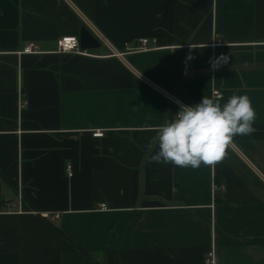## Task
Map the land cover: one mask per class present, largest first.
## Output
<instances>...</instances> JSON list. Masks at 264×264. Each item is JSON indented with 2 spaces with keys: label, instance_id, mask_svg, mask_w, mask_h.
I'll return each mask as SVG.
<instances>
[{
  "label": "crops",
  "instance_id": "0c3cea01",
  "mask_svg": "<svg viewBox=\"0 0 264 264\" xmlns=\"http://www.w3.org/2000/svg\"><path fill=\"white\" fill-rule=\"evenodd\" d=\"M83 26L101 46L58 51ZM143 37L149 49L125 52ZM257 41L264 0H0V264H98L85 251L107 264H206L210 250L214 264H264ZM215 89L221 105L248 96L257 131L214 166L152 161L173 97L194 106Z\"/></svg>",
  "mask_w": 264,
  "mask_h": 264
},
{
  "label": "clouds",
  "instance_id": "9594fccd",
  "mask_svg": "<svg viewBox=\"0 0 264 264\" xmlns=\"http://www.w3.org/2000/svg\"><path fill=\"white\" fill-rule=\"evenodd\" d=\"M230 59V54H222L210 63L218 68ZM220 99L203 96L194 106L181 104L174 119L159 126L148 144L149 148L158 145L159 149L152 161L179 167L214 166L225 159L235 136L257 131L253 126L256 113L248 96H232L223 105Z\"/></svg>",
  "mask_w": 264,
  "mask_h": 264
},
{
  "label": "built area",
  "instance_id": "2783aa9c",
  "mask_svg": "<svg viewBox=\"0 0 264 264\" xmlns=\"http://www.w3.org/2000/svg\"><path fill=\"white\" fill-rule=\"evenodd\" d=\"M98 38L103 41L104 39L98 35ZM155 40V39H153ZM150 43V39L147 37H143L138 39V41H136L134 44H131V42H126L125 43V52H133V51H142V50H147L150 48L149 46ZM57 48L58 51L61 52H71V53H78V54H93L92 52H90L88 49H84L81 47L80 45V39L79 36L77 35H64L58 38L57 40ZM37 49V45L34 42H30L26 45V47L24 48V52H32V51H36ZM125 52H120V54H123ZM19 94H20V107H23L26 103V100L24 99L23 95H22V91L21 89H19ZM214 96L215 97H221L222 93L221 91L215 89L214 90ZM173 103L180 107L181 104L186 105L181 99L177 98V97H173ZM188 106V105H186ZM94 136H103L104 135V131L97 129L96 131H94L93 133ZM66 171L68 173V175H72V166L70 163L66 164ZM101 208H107L106 205L103 203L101 204ZM215 261V254L213 250H210L206 253L205 255V262L206 264H214Z\"/></svg>",
  "mask_w": 264,
  "mask_h": 264
},
{
  "label": "water",
  "instance_id": "95a60500",
  "mask_svg": "<svg viewBox=\"0 0 264 264\" xmlns=\"http://www.w3.org/2000/svg\"><path fill=\"white\" fill-rule=\"evenodd\" d=\"M79 39L80 45L84 49L99 48L102 44V41L88 26H83L81 28Z\"/></svg>",
  "mask_w": 264,
  "mask_h": 264
},
{
  "label": "trees",
  "instance_id": "16d2710c",
  "mask_svg": "<svg viewBox=\"0 0 264 264\" xmlns=\"http://www.w3.org/2000/svg\"><path fill=\"white\" fill-rule=\"evenodd\" d=\"M220 189V185L216 183V194H215V199H216V202H219V196H218V190ZM88 256H90L91 258H93L98 264H107L106 260H98L94 254L88 252V251H85Z\"/></svg>",
  "mask_w": 264,
  "mask_h": 264
}]
</instances>
